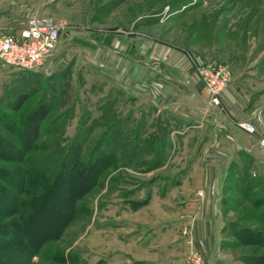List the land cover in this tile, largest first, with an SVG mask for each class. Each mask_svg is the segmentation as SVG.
<instances>
[{"label": "rangeland", "instance_id": "obj_1", "mask_svg": "<svg viewBox=\"0 0 264 264\" xmlns=\"http://www.w3.org/2000/svg\"><path fill=\"white\" fill-rule=\"evenodd\" d=\"M35 13L62 22L57 43H64L36 70L44 76L69 64V72L67 84L62 80L66 99L44 122L60 125L57 147L67 150L59 156L61 168L54 183L60 197L51 200L50 210L42 209L35 220L34 238L43 242L30 264H186L193 252L200 255V264H264V222L259 219L263 215L257 216L252 203L256 198L264 202V184L253 180L243 188L242 161L229 162L227 176L219 180V253L208 261L194 249L178 255L181 244L165 240V231L177 224L175 216L185 197L177 189H202L205 179L196 178L194 164L178 155L169 160L170 146L150 140L155 131L166 136L165 128L177 123L155 114L122 82L129 72L125 55L139 62L145 58L141 49L153 41L182 49L194 70L197 62L215 61L227 64L230 80L233 74L251 72L261 75L263 82L264 0H0V16L9 23H20ZM53 55L59 60L48 66ZM107 55H111V74L99 69ZM20 71L0 62L1 98L22 75ZM41 90L10 114L15 132L0 127L6 139L18 145L16 131L23 114ZM158 121L165 125L151 129L161 124ZM49 137L37 141L47 143ZM33 148L31 154H44L53 146ZM95 159L103 160L99 174L76 197L74 208L67 210L63 197L74 190V169ZM17 165L22 166L0 157L1 169ZM44 175L43 170L34 175L33 180H41L36 187L48 185ZM30 181L27 177L24 187ZM0 184L10 192L14 189L2 177ZM243 227L255 234L260 230V241ZM18 240L22 242L21 237Z\"/></svg>", "mask_w": 264, "mask_h": 264}, {"label": "crops", "instance_id": "obj_2", "mask_svg": "<svg viewBox=\"0 0 264 264\" xmlns=\"http://www.w3.org/2000/svg\"><path fill=\"white\" fill-rule=\"evenodd\" d=\"M2 18L1 15L0 30L6 32H16L26 20L9 23ZM96 43L101 51L100 43ZM62 45L56 44L54 55ZM141 50L145 58L139 62L125 55L124 63L129 72L123 75V87L132 91L130 95L139 94L145 104L154 108L155 114L160 113L176 121L177 124L165 128L168 130L166 136L160 137L155 131L150 140L170 146L169 160L178 155L194 164L191 167L197 169L196 178L205 179L202 189H177L185 197L175 216L177 224L173 222L172 231H165L168 235L165 240L181 244L183 249L177 250L178 255L194 249L208 261L219 253L217 243L222 216L218 184L229 162H244L246 155L249 172L264 184V154L257 143L264 136L263 77L251 72L241 77L231 75L230 82L219 91L218 110L206 103V93L198 74L182 49L153 41ZM54 55L48 66L51 60L57 64L59 59ZM106 58L101 59L99 65L102 67L99 69L110 72L111 55ZM236 120L250 121L254 131L238 128ZM158 122L161 124L152 125L151 129L159 130L162 124L165 125Z\"/></svg>", "mask_w": 264, "mask_h": 264}, {"label": "trees", "instance_id": "obj_3", "mask_svg": "<svg viewBox=\"0 0 264 264\" xmlns=\"http://www.w3.org/2000/svg\"><path fill=\"white\" fill-rule=\"evenodd\" d=\"M68 66L69 64L44 76L37 70L17 68L23 72L22 75L17 76L16 83L9 87L2 98L0 97V127L12 133L15 132V129L11 124L10 114L17 111L34 91L40 87L42 89L36 100L23 114L20 127L16 131L18 145L6 139L0 132V157L22 164V166L17 165L15 168L8 169L0 167V177L7 184L11 183L14 188L10 192L7 187L0 184V236H2L0 238V264H30L31 255L38 252V248L43 242V239L35 240L34 238L33 228L38 224L35 220L43 212L42 209L50 210L51 200L60 197V193L54 189V183L61 168L59 164L61 157L59 156L63 157L67 150L57 147L59 137L56 134L60 132V125L52 126L53 122H44L51 111L61 106L66 99L67 91L62 84L63 82L67 84ZM41 77L44 78L43 81L39 80ZM40 136L50 137L47 143H39L37 140ZM47 145L53 146V149L44 152V154L30 153L34 149L33 147L44 148ZM7 151H10L11 155L6 154ZM244 165L245 168L239 173V180L244 183L243 188H248L253 180L260 184L261 180L258 177H253L248 170L249 159L246 155ZM102 166L103 160L95 159L88 165H80L74 169V190L65 197L62 196L67 210L70 211L74 208V200L87 189L88 183L99 174ZM41 170L45 171L42 179L45 178L48 181V185L44 188L36 187L40 184V178L32 179ZM226 176L227 173H225ZM14 177L17 178L16 181H13ZM27 177L31 180L30 185L24 187ZM238 190L242 193V190L245 189ZM252 203L253 209L257 211V216L263 215L259 219L264 222L263 200L256 198ZM58 211L62 212L63 210L59 209ZM7 216L11 217L7 218ZM245 230L255 234L252 230ZM232 234L238 236L236 230H232ZM255 235L259 237L258 241H260V230L259 232L257 230ZM20 237L22 242L18 240Z\"/></svg>", "mask_w": 264, "mask_h": 264}, {"label": "built area", "instance_id": "obj_4", "mask_svg": "<svg viewBox=\"0 0 264 264\" xmlns=\"http://www.w3.org/2000/svg\"><path fill=\"white\" fill-rule=\"evenodd\" d=\"M62 22L49 15L31 14L16 32L0 30V62L5 66L21 69H38L56 47ZM202 85L206 90V103L220 110L219 91L230 81L226 63L207 62L195 64ZM235 125L247 132L255 127L248 120H236ZM264 154V136L257 141ZM201 257L193 252L186 264H200Z\"/></svg>", "mask_w": 264, "mask_h": 264}]
</instances>
